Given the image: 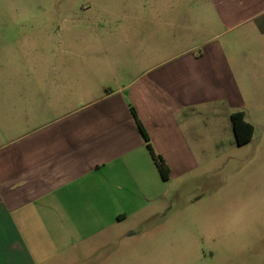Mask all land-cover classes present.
Here are the masks:
<instances>
[{
	"label": "crops",
	"instance_id": "0c3cea01",
	"mask_svg": "<svg viewBox=\"0 0 264 264\" xmlns=\"http://www.w3.org/2000/svg\"><path fill=\"white\" fill-rule=\"evenodd\" d=\"M102 2L116 8L57 17L26 76L0 79V264H96L194 150L237 144L231 116L247 121L264 0Z\"/></svg>",
	"mask_w": 264,
	"mask_h": 264
},
{
	"label": "rangeland",
	"instance_id": "374dc122",
	"mask_svg": "<svg viewBox=\"0 0 264 264\" xmlns=\"http://www.w3.org/2000/svg\"><path fill=\"white\" fill-rule=\"evenodd\" d=\"M102 1L0 0V79L26 76L28 48L36 57L50 44L45 33L60 24L57 17L116 8ZM263 66L243 87L252 142L194 150L191 176L167 181L163 201L116 225L113 245L102 247L96 264H264Z\"/></svg>",
	"mask_w": 264,
	"mask_h": 264
},
{
	"label": "trees",
	"instance_id": "16d2710c",
	"mask_svg": "<svg viewBox=\"0 0 264 264\" xmlns=\"http://www.w3.org/2000/svg\"><path fill=\"white\" fill-rule=\"evenodd\" d=\"M133 114L137 120L139 129L141 130V133L143 134V136L147 142V146L152 152V155L156 161L157 167L159 169V172H160L162 178L165 181H167L169 179V169H168L165 161L160 156H157L154 154V152L152 151L151 145H150L149 137H148L145 129L143 128L142 124L138 120L137 115L134 112V110H133ZM231 121L233 124V129H234L237 144L239 146H244V145L250 143L253 140L255 128L251 123L246 121L244 112L234 113L231 116Z\"/></svg>",
	"mask_w": 264,
	"mask_h": 264
}]
</instances>
